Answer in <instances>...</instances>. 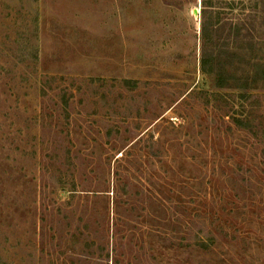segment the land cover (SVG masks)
Listing matches in <instances>:
<instances>
[{
    "label": "rangeland",
    "instance_id": "1",
    "mask_svg": "<svg viewBox=\"0 0 264 264\" xmlns=\"http://www.w3.org/2000/svg\"><path fill=\"white\" fill-rule=\"evenodd\" d=\"M205 1L0 0V264H264V84L200 68L252 6Z\"/></svg>",
    "mask_w": 264,
    "mask_h": 264
},
{
    "label": "trees",
    "instance_id": "2",
    "mask_svg": "<svg viewBox=\"0 0 264 264\" xmlns=\"http://www.w3.org/2000/svg\"><path fill=\"white\" fill-rule=\"evenodd\" d=\"M248 1L252 9H243V18L239 21H220L217 18L214 21L206 16L202 21L200 68L203 73L213 77L218 87L248 89L264 84V59H250L255 58L251 54L256 53L261 42L256 40L254 32L257 31L259 14L260 24H264V0ZM249 60H253L252 72L243 68L239 74L240 67L244 66L242 63L249 65Z\"/></svg>",
    "mask_w": 264,
    "mask_h": 264
},
{
    "label": "water",
    "instance_id": "3",
    "mask_svg": "<svg viewBox=\"0 0 264 264\" xmlns=\"http://www.w3.org/2000/svg\"><path fill=\"white\" fill-rule=\"evenodd\" d=\"M197 9H194V13H196Z\"/></svg>",
    "mask_w": 264,
    "mask_h": 264
}]
</instances>
